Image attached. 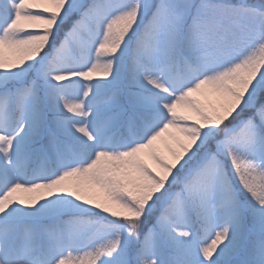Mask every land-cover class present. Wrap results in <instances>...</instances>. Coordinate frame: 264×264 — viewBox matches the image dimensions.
I'll return each instance as SVG.
<instances>
[{"label":"snow or ice","instance_id":"1","mask_svg":"<svg viewBox=\"0 0 264 264\" xmlns=\"http://www.w3.org/2000/svg\"><path fill=\"white\" fill-rule=\"evenodd\" d=\"M0 264H264V0H0Z\"/></svg>","mask_w":264,"mask_h":264}]
</instances>
